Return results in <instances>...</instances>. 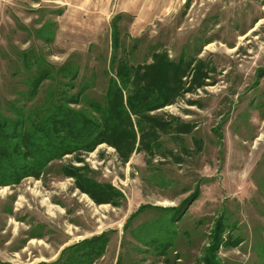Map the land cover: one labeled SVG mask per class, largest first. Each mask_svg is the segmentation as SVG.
<instances>
[{
    "label": "rangeland",
    "instance_id": "1",
    "mask_svg": "<svg viewBox=\"0 0 264 264\" xmlns=\"http://www.w3.org/2000/svg\"><path fill=\"white\" fill-rule=\"evenodd\" d=\"M114 25L117 58L150 63L157 50L193 60L180 94L150 113L173 127L161 135L166 151L148 153L136 133L126 161L101 143L81 161L68 154L37 179L0 185V259L52 264L64 248L115 229L92 264H203L220 224L218 264H264V0H0L1 112L27 87L23 52L77 64L86 95L101 100L114 73ZM69 164L89 166L122 203H94L59 173ZM153 239L167 243L163 253L142 243Z\"/></svg>",
    "mask_w": 264,
    "mask_h": 264
},
{
    "label": "trees",
    "instance_id": "2",
    "mask_svg": "<svg viewBox=\"0 0 264 264\" xmlns=\"http://www.w3.org/2000/svg\"><path fill=\"white\" fill-rule=\"evenodd\" d=\"M118 18L116 15L114 20ZM115 26L110 37L114 73L107 79L101 100L86 95L89 84L79 79L77 64L69 61L57 67L41 55L21 53L24 66L32 72L25 78L27 87L15 90L17 101L9 105V114L4 115L0 105V185L15 184L28 176L37 179L50 162L68 154H76L81 161V152H90L101 143L113 147L121 160L126 161L134 149L137 134L148 153L166 151L161 135L173 127L150 113L171 104L180 94L182 78L193 60L180 56L173 61L167 52L157 50L152 53L150 63L133 64L117 58L121 41ZM259 72L263 74L264 68ZM201 76L202 72L197 71L194 82L198 83ZM47 81L49 84L43 86ZM40 90H43L42 98L38 97ZM188 126L174 129L187 131ZM59 171L72 178L75 188L96 204L118 205L124 199L122 192L111 183L93 178L87 165H62ZM135 215L136 212L127 218L124 231ZM163 224H169L168 220ZM217 226L212 253L205 255L203 264H218L215 242L221 243L222 238L220 224ZM114 231H102L64 248L52 264H92L106 252ZM156 242L158 252L163 253L167 247L165 241H142L144 245Z\"/></svg>",
    "mask_w": 264,
    "mask_h": 264
},
{
    "label": "crops",
    "instance_id": "3",
    "mask_svg": "<svg viewBox=\"0 0 264 264\" xmlns=\"http://www.w3.org/2000/svg\"><path fill=\"white\" fill-rule=\"evenodd\" d=\"M16 251H17V250H16ZM7 263H8L7 261L0 259V264H7ZM30 264H36V262H34V263H30Z\"/></svg>",
    "mask_w": 264,
    "mask_h": 264
}]
</instances>
